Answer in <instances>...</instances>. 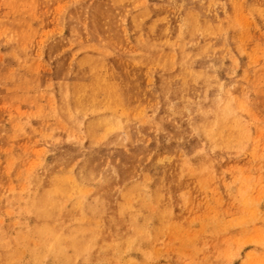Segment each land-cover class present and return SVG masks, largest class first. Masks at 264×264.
Returning <instances> with one entry per match:
<instances>
[{
  "label": "rangeland",
  "instance_id": "374dc122",
  "mask_svg": "<svg viewBox=\"0 0 264 264\" xmlns=\"http://www.w3.org/2000/svg\"><path fill=\"white\" fill-rule=\"evenodd\" d=\"M0 264H264V0H0Z\"/></svg>",
  "mask_w": 264,
  "mask_h": 264
}]
</instances>
